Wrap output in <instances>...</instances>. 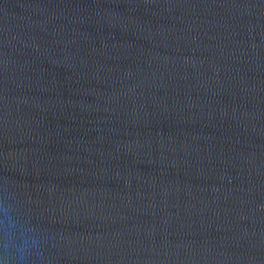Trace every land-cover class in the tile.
I'll list each match as a JSON object with an SVG mask.
<instances>
[{"label": "water", "instance_id": "95a60500", "mask_svg": "<svg viewBox=\"0 0 264 264\" xmlns=\"http://www.w3.org/2000/svg\"><path fill=\"white\" fill-rule=\"evenodd\" d=\"M0 198L36 264H264V0H0Z\"/></svg>", "mask_w": 264, "mask_h": 264}, {"label": "clouds", "instance_id": "9594fccd", "mask_svg": "<svg viewBox=\"0 0 264 264\" xmlns=\"http://www.w3.org/2000/svg\"><path fill=\"white\" fill-rule=\"evenodd\" d=\"M41 241L7 199L0 198V264H36Z\"/></svg>", "mask_w": 264, "mask_h": 264}]
</instances>
